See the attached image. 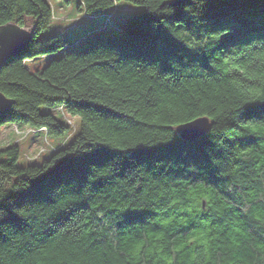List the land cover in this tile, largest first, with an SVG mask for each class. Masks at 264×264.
Wrapping results in <instances>:
<instances>
[{"label": "trees", "instance_id": "16d2710c", "mask_svg": "<svg viewBox=\"0 0 264 264\" xmlns=\"http://www.w3.org/2000/svg\"><path fill=\"white\" fill-rule=\"evenodd\" d=\"M120 1L141 6L123 31L64 42L37 37L49 0H0L33 31L0 68V127L72 136L40 162L2 143L0 264H264V0L80 5L105 22Z\"/></svg>", "mask_w": 264, "mask_h": 264}, {"label": "rangeland", "instance_id": "374dc122", "mask_svg": "<svg viewBox=\"0 0 264 264\" xmlns=\"http://www.w3.org/2000/svg\"><path fill=\"white\" fill-rule=\"evenodd\" d=\"M52 8L53 15L50 21V25L48 28L40 31L37 34V37L40 39H44L52 34L61 33L64 42H71L76 38H79V42L88 41L91 39L92 34L97 30L100 31H123L126 26V20L133 13L138 11L141 6L130 4L125 1H120L118 4L121 6L124 3H127L129 6H121L114 7V11H112V15L103 22L102 26L97 29H93L95 25V16L94 14H85L83 13L84 9L80 5V0H49ZM123 3V4H122ZM79 18H76V16ZM79 15V16H78ZM75 17V18H74ZM74 18V19H73ZM116 26H114L115 24ZM114 24V25H112ZM91 27V29H90ZM93 29V30H92ZM49 57L48 56H39L34 59H30L27 61L28 65L31 66H41L47 63ZM40 110L42 112L52 111L56 116L60 117L58 111L51 110L46 105H41ZM73 122L75 124L78 123V117L71 116ZM10 126V127H8ZM74 126V125H73ZM5 127V128H4ZM16 125H2L0 127V142L3 144H7L11 139L14 141H19V146L21 149V157L19 159V163H25L24 157L26 159H33L34 162H40L43 158L48 156V150L40 151V147L48 148L49 144L62 145L67 144L72 136L65 134L63 136H54V135H46L43 131L28 133L29 129L26 127H22L21 129H16ZM46 136V138H44ZM35 139V141H30L31 139ZM0 144V147L4 146ZM41 153L37 155V152Z\"/></svg>", "mask_w": 264, "mask_h": 264}, {"label": "water", "instance_id": "95a60500", "mask_svg": "<svg viewBox=\"0 0 264 264\" xmlns=\"http://www.w3.org/2000/svg\"><path fill=\"white\" fill-rule=\"evenodd\" d=\"M33 37L32 28L15 23L0 25V68L11 58L22 52ZM13 100L0 92V116L7 112ZM210 118L199 116L192 120L181 122L175 126V131L183 140L193 142L204 136L210 128Z\"/></svg>", "mask_w": 264, "mask_h": 264}, {"label": "crops", "instance_id": "0c3cea01", "mask_svg": "<svg viewBox=\"0 0 264 264\" xmlns=\"http://www.w3.org/2000/svg\"><path fill=\"white\" fill-rule=\"evenodd\" d=\"M119 7H121L120 5H118ZM123 6H127V5H123ZM103 13V12H102ZM97 19H95V23L93 24V25H95L94 26V30L95 29H97V28H100L101 26H102V24H103V18L102 17H96ZM114 24H115V22H114ZM116 25V24H115ZM90 29H91V27H90ZM92 29V30H93ZM77 39V38H76ZM8 127H10V126H8ZM11 127H12V125H11ZM5 128V127H4ZM30 141H35V139L33 138V139H31ZM0 143H2V142H0Z\"/></svg>", "mask_w": 264, "mask_h": 264}, {"label": "built area", "instance_id": "2783aa9c", "mask_svg": "<svg viewBox=\"0 0 264 264\" xmlns=\"http://www.w3.org/2000/svg\"><path fill=\"white\" fill-rule=\"evenodd\" d=\"M87 15H88V14H87ZM109 17H110V14L107 15V17H106L105 20H107V19L109 20ZM76 18H79V17H76ZM41 150H43V148H41ZM41 150H40V151H41Z\"/></svg>", "mask_w": 264, "mask_h": 264}]
</instances>
